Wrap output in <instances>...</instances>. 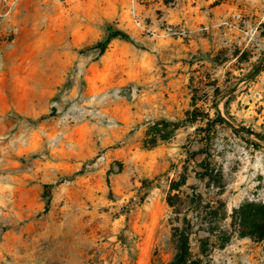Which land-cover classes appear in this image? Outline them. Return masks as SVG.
I'll use <instances>...</instances> for the list:
<instances>
[{
  "label": "rangeland",
  "instance_id": "rangeland-1",
  "mask_svg": "<svg viewBox=\"0 0 264 264\" xmlns=\"http://www.w3.org/2000/svg\"><path fill=\"white\" fill-rule=\"evenodd\" d=\"M251 202L264 0H0V264H169L184 217L193 260L264 264Z\"/></svg>",
  "mask_w": 264,
  "mask_h": 264
},
{
  "label": "trees",
  "instance_id": "trees-1",
  "mask_svg": "<svg viewBox=\"0 0 264 264\" xmlns=\"http://www.w3.org/2000/svg\"><path fill=\"white\" fill-rule=\"evenodd\" d=\"M118 38L132 43L127 34L109 28L104 40L96 43L94 47L102 54L108 48L110 43ZM176 128V123L174 124L167 120H160L148 128L147 136H149V138L146 139L145 143L148 147H154L158 142L170 139ZM44 194L47 196L48 192ZM201 199L202 197L198 195V201ZM49 201L50 198L48 197L46 206L49 205ZM168 204L171 208L174 207L173 199L171 197L169 198ZM234 213L237 215L239 227L242 228V231L240 232L242 237L248 236L257 242L264 241V204L253 202L247 203L240 206L234 211ZM174 214L179 215L180 213L174 212ZM176 222L178 221L176 220ZM185 223H187L186 217H184L181 227H175L173 229L175 237V255L169 264H200V261L193 260L191 255L189 248L190 234Z\"/></svg>",
  "mask_w": 264,
  "mask_h": 264
}]
</instances>
